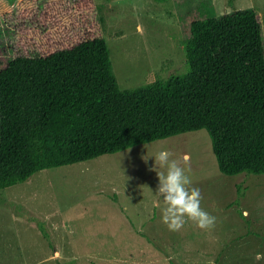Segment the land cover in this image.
Listing matches in <instances>:
<instances>
[{
  "label": "rangeland",
  "instance_id": "374dc122",
  "mask_svg": "<svg viewBox=\"0 0 264 264\" xmlns=\"http://www.w3.org/2000/svg\"><path fill=\"white\" fill-rule=\"evenodd\" d=\"M77 1L21 0L0 12L5 22L13 18L9 28L0 23V60L15 42L42 51L78 37V29L82 36L93 30L106 42L119 89L127 90L186 71L182 47L193 20L251 8L264 39V0H81L73 11ZM32 16L39 24L30 25ZM162 149L190 157L201 207L216 217L212 230L189 222L173 232L161 223L153 157ZM258 252L264 174L219 172L203 129L38 170L0 189V264H264Z\"/></svg>",
  "mask_w": 264,
  "mask_h": 264
},
{
  "label": "trees",
  "instance_id": "16d2710c",
  "mask_svg": "<svg viewBox=\"0 0 264 264\" xmlns=\"http://www.w3.org/2000/svg\"><path fill=\"white\" fill-rule=\"evenodd\" d=\"M11 3L0 0V12L16 7ZM12 20L0 23L9 28ZM30 21L38 23L35 16ZM80 30L42 51L15 42L0 60V189L38 170L199 129L219 172L264 174V39L257 11L191 21L182 47L186 71L127 90L112 74L104 38Z\"/></svg>",
  "mask_w": 264,
  "mask_h": 264
},
{
  "label": "clouds",
  "instance_id": "9594fccd",
  "mask_svg": "<svg viewBox=\"0 0 264 264\" xmlns=\"http://www.w3.org/2000/svg\"><path fill=\"white\" fill-rule=\"evenodd\" d=\"M153 158V170L158 178L153 207L161 208L163 204L161 223L173 232L179 231L189 222L202 230H212L216 226V217L201 207V191L192 186L189 175L190 157L185 154L175 158L172 151L162 149ZM255 260H264V252L256 253Z\"/></svg>",
  "mask_w": 264,
  "mask_h": 264
},
{
  "label": "crops",
  "instance_id": "0c3cea01",
  "mask_svg": "<svg viewBox=\"0 0 264 264\" xmlns=\"http://www.w3.org/2000/svg\"><path fill=\"white\" fill-rule=\"evenodd\" d=\"M20 1H21V0H9V2H12L11 5H16V7H18V5L21 4ZM11 5H10V6H11Z\"/></svg>",
  "mask_w": 264,
  "mask_h": 264
}]
</instances>
